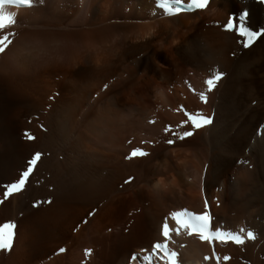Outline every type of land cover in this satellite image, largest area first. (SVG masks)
<instances>
[{
    "label": "rangeland",
    "instance_id": "rangeland-1",
    "mask_svg": "<svg viewBox=\"0 0 264 264\" xmlns=\"http://www.w3.org/2000/svg\"><path fill=\"white\" fill-rule=\"evenodd\" d=\"M35 5V9L21 15L8 11L16 17L17 23L3 31L2 35L9 31L15 33L10 37L13 43L5 52L13 49L21 35L33 33L47 37L62 59L45 66H31L24 72H13L8 63L11 50L5 58H2L5 53L0 55L3 61L0 67L8 70L0 75V200L4 201L0 208L9 204L12 196L20 195L16 209L0 210V225L8 222L17 226L13 247L16 238L22 237V244L13 254V247L9 252L0 251L4 257L8 256L1 258L0 264H143L135 252L148 241L149 233L140 231L144 228V222L140 224V221L153 212L159 219L165 216V221L173 212L194 211L186 208L187 202L172 197L160 204L151 186L143 182L145 177L128 164L133 159H143L147 162L141 166V171H147L158 152L172 147L167 140L174 136L165 129L171 127L173 132H178L173 121L184 116V111L199 112L213 117L214 121L216 113L210 115L202 109L208 101L204 103L200 94L205 93L209 100L205 81L209 70L216 71L219 65L200 68L193 63L181 64L166 77L164 83L168 85L163 88L152 82L145 53L138 56L137 64L125 68L126 63L119 68L120 49L127 39L124 40V29L120 27L134 22L140 25L142 21L133 14L129 0H36ZM208 14H204L205 20L213 18L212 11ZM68 37H74L79 46L69 50ZM153 50L176 58L171 45H164L161 40L156 41ZM261 52L259 49L253 53L254 56L260 54L261 59L252 65L243 68L232 65L236 68L237 81L225 86L222 100V117L228 120L226 135L219 129L213 133L212 142L206 147L212 160L206 163L204 174H208L212 166L228 165L235 146L229 135L235 136L247 122H252V127L263 122L264 51ZM235 55L227 52L230 60H235ZM88 61L114 62L115 65L101 70L106 76L103 81L77 83L75 96L70 93L68 77L73 79L74 63L84 66ZM157 61L163 63L160 58ZM147 117L152 121H145ZM188 125L191 127L190 123ZM25 133L35 139L28 140ZM192 142L200 145L199 137L190 144ZM136 149L149 155L128 159ZM38 151L41 161L29 177L25 190L5 199L3 186L15 182ZM125 179L130 183H125ZM89 184L92 187L80 193L84 187L91 186ZM71 195L74 201L70 208L60 211L61 203ZM30 206L35 208L28 209ZM84 207L85 212L75 222L74 215ZM40 209L46 210L44 216H40L44 219L37 216L30 222H20L21 215H33L34 210ZM6 213L13 217L18 215L16 223L6 221ZM61 248L65 249L63 253ZM252 257L245 264L260 260L256 254Z\"/></svg>",
    "mask_w": 264,
    "mask_h": 264
},
{
    "label": "bare ground",
    "instance_id": "bare-ground-1",
    "mask_svg": "<svg viewBox=\"0 0 264 264\" xmlns=\"http://www.w3.org/2000/svg\"><path fill=\"white\" fill-rule=\"evenodd\" d=\"M35 1L36 0H32V8L6 6V11L19 15L22 13L24 14V12L35 9ZM185 1L188 2V0ZM129 3L132 4L130 7L133 10V14L138 16L142 21H140V25L137 24V22H134L135 24L133 25H121L120 27L124 29L122 30L124 31V40L125 37L128 40L126 39L125 45L120 49V59L117 60L118 63H120L119 68L126 63L127 65L125 68L137 64L139 61L138 56L145 53L144 55L147 56L145 62L150 67L152 82L163 88H165L166 84L168 85V82L164 83L166 77H168L171 72L181 64L193 63L200 68L216 64L219 65L216 71L226 73V76L217 85V88L213 90V92H210L208 103L205 106H201L202 109L206 110V112L208 111L210 115H213L214 112L216 113L212 125L194 130L188 124H184L186 117L184 118V116H181L180 119L173 121V124H175L173 126L177 128L174 129L179 133H182L184 128H188L187 131L194 132L193 138H190V140L186 139L187 141L183 142L177 139V143L174 146L162 149L154 156L152 165L148 167L147 171H141V166L147 162L143 159L140 161H135L136 159H133L128 165L131 169L138 170L140 176L145 177L143 182L145 181V184L148 185V187L151 186L150 188H152L151 190L156 195L160 204L165 198L172 197L174 200L177 199V201L183 200L187 202L188 206L186 208H189L196 213H201L205 209L204 202L207 199L208 209L209 211L210 209L212 210L210 212L214 216V225H218L220 230L239 232V230L243 228L245 233L247 231H253L257 237L254 241L246 240L244 245H235L231 242L228 244H220L218 242L209 244L207 242H201L197 236L189 237L185 232H181V234L177 236L175 232H173L172 238L169 241V248L180 254L179 260L181 264H216V256L221 258L220 264H245L246 260L251 258L254 254H256L261 260L258 259L255 264H264V260H262L264 259V119L257 127L254 125V127H252V122H247V124L244 123L245 125L239 128L235 136L230 137L229 135V139L231 138V140H233L235 146L233 147L234 149L231 154L232 158L227 162L228 165L226 167H223L224 164L223 166L218 167L212 166L208 174H204L206 163H210L212 160V155L207 152L206 147L211 144L214 135L213 133L219 129V131H223V136L226 135V121L228 120H225L222 117V110L224 109L222 100L224 98L223 92L225 86H227L228 83H231V81H235L238 76L237 73H235L236 68H233L232 65L235 64L238 68L252 65L261 59V57H259L261 56L260 54L254 56L255 52H259V49L260 52L264 51V37H261L251 48H245V38L240 37L237 32H225L223 25L231 15L237 17L242 11L248 10L249 19L246 26L254 30L264 28L263 5L256 4L255 0H214V3L210 4L209 8L206 10L194 13H181L177 17H168L163 13L162 9L156 7L155 0H129ZM210 11L213 12V18H211V20H205L204 17L206 13L208 14ZM0 34L2 35L4 33L2 32ZM157 40H161L164 45H171V49L176 58L169 54L154 51L153 48ZM10 50L11 49L5 52L3 57H1L5 58ZM227 52L235 53L236 59L230 60L227 56ZM206 55H208V57H205ZM262 55L264 57V54ZM158 58L163 61L162 64L158 63ZM113 65H115L114 62L100 64V62L90 63V61H88L84 66L80 65L78 62L74 63L71 75L75 83L72 82L73 79L71 77H68L69 79L67 80L70 93H73V95L76 96L75 86H77V83L83 84L84 82L92 80L103 81L106 76L102 75L101 70ZM4 71L8 70L6 69ZM131 81L133 83L135 80ZM72 83L73 85L70 86ZM132 83H130L131 87L133 85ZM15 87L18 86L15 85ZM151 119L152 118L147 117L145 121L150 120L151 122ZM251 120L252 119L249 121ZM181 124H184V127H181ZM197 137H199L200 145L196 146L194 142H192L193 144L191 143V145L190 141ZM171 139L176 138L173 137ZM189 178L193 179L189 180ZM133 184L135 185V183ZM106 186L108 187L109 184H106ZM167 186L169 188H167L168 190L166 191ZM88 187L91 188L92 185L84 187L80 190V193L83 190H87ZM216 187H218V190ZM214 188L217 191H214ZM135 194L136 193L134 192V195ZM18 196L20 195L17 194L12 196L10 203L2 205L0 210L4 209V211H6V209H16V201L17 198H19ZM73 201L74 195L69 196L64 202L62 201V206L59 205L61 206L60 211L64 212V210H68ZM94 203H96V201H94ZM32 207L35 208V206H30L28 209H31ZM45 209L47 210L48 208ZM35 210L33 215H21V218H19L20 222H30L32 218L37 216L39 219L40 216H44L46 213V210ZM85 210L86 208L84 207L80 213H76L73 220L76 222ZM63 212H60V214ZM89 212L87 213V216ZM12 213L15 212L12 211ZM145 214L146 213L143 212V215ZM5 216L6 221L15 222L18 220V215L16 214L15 217H13L12 214L8 215L7 213ZM87 216L83 217L82 220ZM145 217L144 220L146 222L144 220L142 222L140 221V224L144 222V228L142 227L140 231L143 233L146 230L149 233V236L146 239L148 240L147 242L140 243L143 245L141 248H139L140 246H137V249L135 248V254L140 258L146 255L147 252H150L155 243L164 242L161 230L165 216L163 219H159V216L153 212V214L148 213ZM167 220L170 227L175 228V222L169 217ZM34 221L36 222L37 219ZM26 228L23 230H26ZM80 235L78 237H80ZM182 245L184 247H182ZM18 246H20V244ZM145 250H147V252ZM2 256L1 252L0 260H2ZM205 256L210 257V259L205 260ZM224 256H229L230 259L224 261ZM122 264H124V262ZM152 264H163V261L158 257H154Z\"/></svg>",
    "mask_w": 264,
    "mask_h": 264
},
{
    "label": "snow or ice",
    "instance_id": "snow-or-ice-1",
    "mask_svg": "<svg viewBox=\"0 0 264 264\" xmlns=\"http://www.w3.org/2000/svg\"><path fill=\"white\" fill-rule=\"evenodd\" d=\"M155 2L156 7L162 9L166 16L177 17L181 13L206 10L209 8L210 4L214 3V0H188L187 3H185L184 0H155ZM255 3L258 5H264V0H255ZM6 6L32 8L33 3L32 0H0V32L11 28L17 23L16 17L12 13L6 11ZM248 19L249 11L244 10L239 14L238 18L229 17L227 22L223 25L225 32L231 33L235 31L240 37L246 38L244 44L245 48L251 47L259 38L264 37V29L257 32L250 30L246 26ZM14 35L15 33L11 31L6 35H0V55L4 54L8 47L13 43L10 37ZM54 50L57 52V55L51 56V59H62L58 50L56 48H54ZM27 51L29 57H31L35 49L30 48ZM39 51L42 56H50V53L46 48H41ZM223 78V72L209 70V78L205 81L207 91L209 93L213 92ZM200 99L204 103H207L208 101V97L205 93L200 94ZM184 116L187 118L186 121H184V124L190 123L194 130L202 129L213 124V119L211 117L204 116L199 112L192 114L184 111ZM184 124H181L180 126L183 127ZM165 131L171 132L172 135L176 137V139L167 140V144L170 146L175 145L177 139L183 142L194 135L193 131H184L182 133L173 132L171 127L166 128ZM25 135L28 140L35 139L34 136L29 135L28 133H25ZM148 155V152L136 149L131 153L128 159L147 157ZM40 161L41 153L38 151L30 160H28V166L20 173L19 178L15 182L3 186L6 189L4 191L5 199L11 197L14 193H20L25 190V185L27 184L29 177L33 174L34 169ZM125 183H130V181L126 180ZM2 203H4V201L0 200V204ZM48 203H51V201H48ZM204 205L205 209L201 213H195L188 210L173 212L171 214V220L175 222V228L170 227L167 219L164 221L161 230L164 242L155 243L150 252L145 250L147 254L141 258L143 264H152L154 257H158L162 260L163 264H181L179 260L180 254L169 248V241L172 238L173 232H175L177 236L180 235L181 232H185L189 237L197 236L201 242H207L209 244H213V242L228 244L231 242L235 245H244L246 240H256L257 237L253 231H247L245 233L243 228H241L239 232L220 230L218 225H214V216L208 209L207 199L205 200ZM15 227V224H6L0 228V251H11L14 243L13 230ZM182 247L184 246L182 245ZM64 251V248L60 249L61 253ZM133 259H136V257H133ZM204 259L209 260L210 257L205 256ZM220 259L219 256H216V264H220ZM229 259V256L223 257L224 261H228Z\"/></svg>",
    "mask_w": 264,
    "mask_h": 264
},
{
    "label": "clouds",
    "instance_id": "clouds-1",
    "mask_svg": "<svg viewBox=\"0 0 264 264\" xmlns=\"http://www.w3.org/2000/svg\"><path fill=\"white\" fill-rule=\"evenodd\" d=\"M66 45L70 50L78 47L79 42L74 37H68L66 38ZM30 48L35 49L31 57H29L27 51ZM41 48L48 49L50 56H42L39 51ZM55 55H57V52L54 50L53 45L47 37L39 34L25 33L18 38L15 46L8 54V63L12 71L24 72L31 66H45L51 64L54 61L51 59V56ZM65 55H67V53H65ZM2 63L3 61L0 60V64ZM3 73L4 68L0 67V75Z\"/></svg>",
    "mask_w": 264,
    "mask_h": 264
},
{
    "label": "crops",
    "instance_id": "crops-1",
    "mask_svg": "<svg viewBox=\"0 0 264 264\" xmlns=\"http://www.w3.org/2000/svg\"><path fill=\"white\" fill-rule=\"evenodd\" d=\"M6 224H11V223H4V224H2V225H6ZM2 225H0V227H2ZM17 227V226H16ZM16 227H15V229L13 230L14 231V238H15V233H16ZM18 238V239H17ZM16 238V241H17V243L15 242V245H14V250L12 251V254H13V252L18 248V245L21 243L22 244V242H20L21 241V239H22V237H21V239H20V237H17ZM20 240V241H19ZM19 242V243H18ZM20 244V245H21ZM6 252H9V251H6ZM1 255V254H0ZM4 255H6V254H4ZM3 258V260L6 258L7 259V257H2ZM4 262V261H3Z\"/></svg>",
    "mask_w": 264,
    "mask_h": 264
},
{
    "label": "built area",
    "instance_id": "built-area-1",
    "mask_svg": "<svg viewBox=\"0 0 264 264\" xmlns=\"http://www.w3.org/2000/svg\"><path fill=\"white\" fill-rule=\"evenodd\" d=\"M136 158H143V157H136Z\"/></svg>",
    "mask_w": 264,
    "mask_h": 264
}]
</instances>
